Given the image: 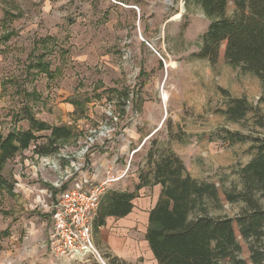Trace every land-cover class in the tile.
<instances>
[{
	"label": "rangeland",
	"instance_id": "374dc122",
	"mask_svg": "<svg viewBox=\"0 0 264 264\" xmlns=\"http://www.w3.org/2000/svg\"><path fill=\"white\" fill-rule=\"evenodd\" d=\"M209 25L191 0H0V137L28 130L31 116L73 132L47 156L35 145L45 144L50 132L37 133L38 141L5 165L0 264L145 260L142 242L147 214L161 194L158 187L138 191L131 217L107 219L100 228L94 219L101 259L50 254L45 190L53 192L66 171L74 174L71 186L82 178L96 184L108 166L119 174L128 170L110 191L135 192L148 170V154L171 150L194 179L220 190L241 189L238 172L256 156L257 140L264 139L263 84L224 60L211 64L196 57ZM233 98H246L253 107L240 122L221 112ZM258 197L264 207V196ZM243 208L241 202H224L212 214L234 217ZM128 240L133 249L116 256L111 244L126 247Z\"/></svg>",
	"mask_w": 264,
	"mask_h": 264
},
{
	"label": "trees",
	"instance_id": "16d2710c",
	"mask_svg": "<svg viewBox=\"0 0 264 264\" xmlns=\"http://www.w3.org/2000/svg\"><path fill=\"white\" fill-rule=\"evenodd\" d=\"M191 1L210 20L196 57L211 64L224 60L254 74L264 90V0ZM231 5L233 11L229 13ZM252 110L246 98H233L221 112L228 120L240 122ZM28 121V130H14L0 137V180L8 161L38 141L37 133L50 132L45 144L35 145L42 156L56 154L62 143L73 137L67 127H52L32 116ZM257 142L256 156L238 172L240 190H220L215 183L194 179L171 150L150 152L148 170L141 173L136 191H107L94 227L105 226L108 218L127 217L135 208L139 190L160 186L145 234L158 264H264V207L258 197L264 196V139ZM224 202H241L244 208L234 217L212 214Z\"/></svg>",
	"mask_w": 264,
	"mask_h": 264
},
{
	"label": "built area",
	"instance_id": "2783aa9c",
	"mask_svg": "<svg viewBox=\"0 0 264 264\" xmlns=\"http://www.w3.org/2000/svg\"><path fill=\"white\" fill-rule=\"evenodd\" d=\"M94 140V135L89 138L88 149ZM46 165L49 166V162L46 161ZM54 167L57 169V166ZM72 167H75V162H72ZM127 174L128 170L119 174L108 166L103 180L96 184L82 178L70 186L74 174L66 171L65 176L55 184L53 192L45 190L52 220L47 230V247L52 256L78 260L89 256L100 258L93 239V221L104 194L116 182L125 179Z\"/></svg>",
	"mask_w": 264,
	"mask_h": 264
},
{
	"label": "crops",
	"instance_id": "0c3cea01",
	"mask_svg": "<svg viewBox=\"0 0 264 264\" xmlns=\"http://www.w3.org/2000/svg\"><path fill=\"white\" fill-rule=\"evenodd\" d=\"M101 178L103 179L104 176H100L99 177V179H101ZM157 187H158V189H161L160 186H155V188H157ZM157 201H158V198H157L156 202ZM135 211H137V207H135L133 212L131 214H129L127 217H125V218L131 217L132 215H134L136 213ZM147 217H148V219L146 220V223L149 220V213L147 214ZM125 218H121V219H118V220H122L123 221ZM109 219L110 218H108V221H109ZM114 219H116V218H114ZM116 244L117 243H115V242H114V244H111L112 245L111 246L112 251H113V253L116 256L121 257V256H127L128 255V253H127L128 250L129 249L131 250V248L134 246L135 243H134V241H129V240L125 241L122 245L126 244V247H123V246H121V247L119 246L118 247ZM142 257L145 258V260L142 262V264H158L157 261L155 260V257L153 255V253H152V251L150 249V246H149L148 242L146 241V239H145L144 242H142Z\"/></svg>",
	"mask_w": 264,
	"mask_h": 264
},
{
	"label": "bare ground",
	"instance_id": "6f19581e",
	"mask_svg": "<svg viewBox=\"0 0 264 264\" xmlns=\"http://www.w3.org/2000/svg\"><path fill=\"white\" fill-rule=\"evenodd\" d=\"M180 17V14H179V16L178 17H176V19H178Z\"/></svg>",
	"mask_w": 264,
	"mask_h": 264
}]
</instances>
